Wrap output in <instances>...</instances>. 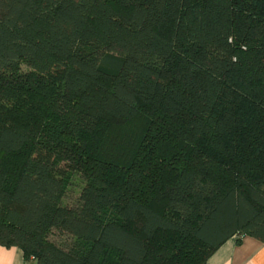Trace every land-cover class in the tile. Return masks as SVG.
I'll return each instance as SVG.
<instances>
[{
  "label": "trees",
  "instance_id": "trees-1",
  "mask_svg": "<svg viewBox=\"0 0 264 264\" xmlns=\"http://www.w3.org/2000/svg\"><path fill=\"white\" fill-rule=\"evenodd\" d=\"M233 237L264 243V0H0V246L206 264Z\"/></svg>",
  "mask_w": 264,
  "mask_h": 264
},
{
  "label": "crops",
  "instance_id": "crops-1",
  "mask_svg": "<svg viewBox=\"0 0 264 264\" xmlns=\"http://www.w3.org/2000/svg\"><path fill=\"white\" fill-rule=\"evenodd\" d=\"M0 264L35 263L26 260L19 248L0 246ZM206 264H264V243L251 237L240 241L230 238L211 254Z\"/></svg>",
  "mask_w": 264,
  "mask_h": 264
},
{
  "label": "rangeland",
  "instance_id": "rangeland-1",
  "mask_svg": "<svg viewBox=\"0 0 264 264\" xmlns=\"http://www.w3.org/2000/svg\"><path fill=\"white\" fill-rule=\"evenodd\" d=\"M23 69H25V67H22ZM75 193H77V191H75ZM75 196V195H74Z\"/></svg>",
  "mask_w": 264,
  "mask_h": 264
},
{
  "label": "built area",
  "instance_id": "built-area-1",
  "mask_svg": "<svg viewBox=\"0 0 264 264\" xmlns=\"http://www.w3.org/2000/svg\"><path fill=\"white\" fill-rule=\"evenodd\" d=\"M31 261H33V259H31Z\"/></svg>",
  "mask_w": 264,
  "mask_h": 264
}]
</instances>
